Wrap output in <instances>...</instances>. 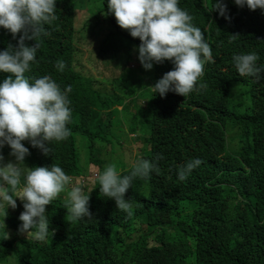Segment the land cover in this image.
I'll return each instance as SVG.
<instances>
[{
    "label": "trees",
    "instance_id": "obj_1",
    "mask_svg": "<svg viewBox=\"0 0 264 264\" xmlns=\"http://www.w3.org/2000/svg\"><path fill=\"white\" fill-rule=\"evenodd\" d=\"M214 2L178 0L212 50L214 62L205 64L197 83L207 87L186 97L168 92L161 98L150 92L144 96L147 102L131 112L130 104L146 83L153 87L174 65L165 61L154 63L151 70L142 65L126 68L115 80L84 74L75 37L69 34L66 41L75 50L70 55L61 34L69 20L84 10V31L101 36L104 31L98 20L113 27L108 0H56L58 19L45 25L49 34L41 37L36 61L26 76L34 81L49 75L61 90L71 87V124L67 125L71 135L53 142L49 156L22 142L30 153L24 166L55 164L69 176L89 177L90 166L96 165L102 173L108 144L114 151L110 128L121 114H131L129 133H140L147 140L141 159L151 161L157 154L163 159L158 161L159 173L133 180L131 215L119 212L114 200L100 193L96 181L86 193L93 218L69 224L62 202L51 203L47 219L54 232L50 230L42 242L18 233L24 211L19 199L14 210L0 207V264H264V74L258 82L241 77L233 62L235 55L254 52L259 56L257 65L264 66V11L223 0L229 21L212 11ZM232 34L239 37L230 42ZM17 40L0 27V52ZM34 43L26 41L28 46ZM105 50L115 55L125 52L128 61L134 56L131 43L119 32L98 40L92 56L96 59ZM57 61L65 63L63 72L56 69ZM8 75L3 73L4 78ZM228 123L233 124L230 131L238 129L245 139L236 158L226 154ZM79 148L88 151L87 158L82 152L84 167L71 158ZM0 151L3 163L15 162L10 147ZM110 153L121 175L130 174L138 161L132 154ZM193 159L203 163L180 181L177 169ZM169 226L175 230L174 238L166 234Z\"/></svg>",
    "mask_w": 264,
    "mask_h": 264
},
{
    "label": "clouds",
    "instance_id": "obj_2",
    "mask_svg": "<svg viewBox=\"0 0 264 264\" xmlns=\"http://www.w3.org/2000/svg\"><path fill=\"white\" fill-rule=\"evenodd\" d=\"M234 3L240 8L246 6L250 11H264V0H234ZM107 8L113 14V27L98 20L104 33L95 36L86 33L82 27L83 38H94L96 47L98 40L119 32L131 43L135 57L139 51L138 59L145 70L155 69L154 63L170 61L174 65L173 70L165 73L151 87L161 98L168 92L186 97L193 91L198 92L207 87L203 83L197 87V83L204 75L205 64L214 62L212 50L205 41L202 30L193 25V17L178 6V0H108ZM56 10V0H0V27L7 30L13 40H17L19 34L15 46L9 43L6 50L0 52V150L7 145L11 149L10 156L15 158V162L5 164L0 151V207L6 205L14 210L19 199L24 211L19 216L22 223L18 233L41 242L47 238L50 230L54 232L49 228L47 219L51 203L62 202L65 221L69 224L93 218L89 211L90 195L83 194L80 180L90 178L91 167L96 165L90 166L89 177L69 176L55 164L50 167L24 166L25 157L30 153L22 142L28 141L40 154L49 156L53 142L64 141L71 135L67 127L71 124V87L61 90L49 75L34 81L26 76L30 65L36 61L41 37L49 34L45 25H51L58 19ZM212 11L230 21L223 0H215ZM76 33L75 16L69 20L60 38L70 55L75 50L70 49L66 41L71 34L78 47ZM237 37L239 34L230 35V42ZM26 41L35 43L28 46ZM258 60L259 56L254 52L233 56L238 74L241 77H253L256 82L264 74V66H258ZM141 65H137V68ZM65 66L63 61L55 64L60 72H63ZM3 73L9 75L4 78ZM121 73L122 71L120 75ZM233 131L235 136H231ZM238 134V129L232 130L228 139L234 140ZM71 158L79 161L78 165L86 166L81 153L71 155ZM161 159L163 157L159 154L151 161L140 159L133 163L128 175L119 174L114 163L106 165L102 173L97 166L100 173L96 176V181L100 184V193L114 200L119 212L131 215L133 202L130 197L132 190L129 188L133 180L150 179V173H159L158 161ZM202 163L200 159H193L179 166L178 179L186 180L193 169ZM73 181L78 187L72 186ZM69 187L72 188L65 200L60 194ZM168 230L173 231L174 228L169 226ZM166 234L170 238L175 237Z\"/></svg>",
    "mask_w": 264,
    "mask_h": 264
},
{
    "label": "rangeland",
    "instance_id": "obj_3",
    "mask_svg": "<svg viewBox=\"0 0 264 264\" xmlns=\"http://www.w3.org/2000/svg\"><path fill=\"white\" fill-rule=\"evenodd\" d=\"M84 10H79L78 14H76V39L78 41V47L80 53H78V59L81 65V71L86 75L94 74L99 79H110L115 80L119 75L120 71H122L123 68H130V69H136L137 65H141L138 59L139 51L137 52L136 57L133 56V59L131 61L127 60V54L125 52H122L118 55H114V53L111 50H105L103 53L95 59L94 56H92L93 49H95L96 40L94 38H83V34L81 33V29L84 25V21H86L87 17H84L82 12ZM96 67V70H95ZM142 94H139L138 99L135 103L130 104L131 112L135 111V106H141L143 101L147 102L145 100L144 96L149 95L150 92H153V89H151V85L149 83H146V87L143 90ZM130 117L131 114H121V117L117 120L114 119L112 123V127L110 128L111 134H114L113 136V149L116 153V155H124V154H132L135 156V160H140L143 158V149L146 144V138L144 136H141L140 133L131 135L129 133L130 131ZM122 123V124H121ZM233 127L232 123H228L227 125V149L226 154L231 156H237L238 149L241 147V145L245 142V139L242 138L240 135H238L234 140H229V131L230 128ZM128 134V135H127ZM235 131L231 132V136H235ZM99 147L101 145H98ZM131 147V149H130ZM107 151H105L104 159L107 160L106 165L112 164V154L110 152L114 151L112 150V144H108ZM81 151V155L83 158V153L86 152V158L88 156V151L83 148L77 149V152ZM131 152V153H130ZM97 166L91 167V173L92 176L90 178H84L80 180L81 189L84 195H86L87 192L92 191L95 188L96 183V176L100 173L99 169L96 168ZM118 173H121L117 169ZM73 187H78L76 183L72 182ZM72 187H69L66 189L65 192H62L60 195L63 196V198L66 200L68 191L71 190ZM190 211V209H186V212ZM167 230L166 233L171 234L172 237H174L175 233L173 231H169L168 227H166ZM10 264H16L14 261L10 262Z\"/></svg>",
    "mask_w": 264,
    "mask_h": 264
}]
</instances>
